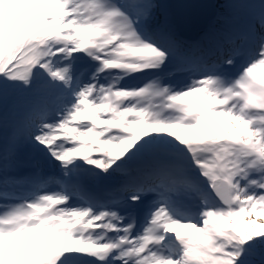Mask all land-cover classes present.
I'll use <instances>...</instances> for the list:
<instances>
[{"label":"snow or ice","instance_id":"obj_1","mask_svg":"<svg viewBox=\"0 0 264 264\" xmlns=\"http://www.w3.org/2000/svg\"><path fill=\"white\" fill-rule=\"evenodd\" d=\"M167 7L0 0V264H264V0Z\"/></svg>","mask_w":264,"mask_h":264},{"label":"water","instance_id":"obj_2","mask_svg":"<svg viewBox=\"0 0 264 264\" xmlns=\"http://www.w3.org/2000/svg\"><path fill=\"white\" fill-rule=\"evenodd\" d=\"M184 5H199V7H184ZM171 11L175 18H195L197 25L184 31L195 35L205 29L208 22L215 18L217 10L215 0H171Z\"/></svg>","mask_w":264,"mask_h":264},{"label":"rangeland","instance_id":"obj_3","mask_svg":"<svg viewBox=\"0 0 264 264\" xmlns=\"http://www.w3.org/2000/svg\"><path fill=\"white\" fill-rule=\"evenodd\" d=\"M164 3L165 0H162ZM221 1H225L226 3L228 2V0H218L217 3H221ZM224 3L222 4L221 3V6H222V9L220 7V13H225L226 9L224 7ZM164 10V9H163ZM25 151L27 152L26 154H20L19 153V162H20V165L22 166H27L29 168V170L32 172L33 171V168H32V165L34 164V161H32L30 158H32V156L29 154V152L25 149ZM30 156V158H29Z\"/></svg>","mask_w":264,"mask_h":264},{"label":"trees","instance_id":"obj_4","mask_svg":"<svg viewBox=\"0 0 264 264\" xmlns=\"http://www.w3.org/2000/svg\"><path fill=\"white\" fill-rule=\"evenodd\" d=\"M255 260L256 264H260L261 257L258 255L257 257H255Z\"/></svg>","mask_w":264,"mask_h":264}]
</instances>
